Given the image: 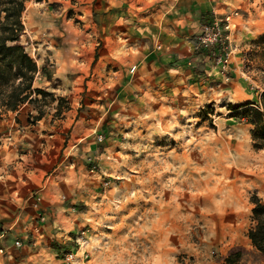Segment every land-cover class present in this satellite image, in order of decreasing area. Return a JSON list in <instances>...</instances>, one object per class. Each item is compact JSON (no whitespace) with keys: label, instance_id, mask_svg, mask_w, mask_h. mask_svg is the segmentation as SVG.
<instances>
[{"label":"rangeland","instance_id":"obj_1","mask_svg":"<svg viewBox=\"0 0 264 264\" xmlns=\"http://www.w3.org/2000/svg\"><path fill=\"white\" fill-rule=\"evenodd\" d=\"M110 1L106 13L95 11L103 0L25 2L21 43L38 68L33 88L46 93L21 109L20 132L34 125L33 134L5 152L35 210L18 239L23 264H222L235 247L244 249L238 264H264L247 238L250 198L264 203V181L242 172L264 148L234 109L259 105L264 91V1L234 5L245 12L224 72L195 39L219 71L197 84L149 79L155 0ZM37 112L43 120L30 123Z\"/></svg>","mask_w":264,"mask_h":264},{"label":"crops","instance_id":"obj_2","mask_svg":"<svg viewBox=\"0 0 264 264\" xmlns=\"http://www.w3.org/2000/svg\"><path fill=\"white\" fill-rule=\"evenodd\" d=\"M119 1L117 3L121 4L122 1L126 3L128 0ZM257 1L260 4L261 0ZM108 2L111 1L108 0ZM106 4L107 0H103L102 9L95 11L106 13L108 7ZM241 4H246L247 9L253 11L256 0H155L150 3V8L147 9L150 12L148 16L150 30L148 31L153 47L145 55V65L149 70H153L149 71V79L155 80L160 77L161 82H166L169 79L175 82H186L191 79L194 81L192 84H197L203 82L201 81L203 79L200 80L202 76L218 73V68L210 63L206 55L202 51L194 49L195 35L199 32L201 23L210 22L214 13H221L233 8L234 5ZM81 7L84 6L79 8ZM198 78L200 81L196 82ZM25 105L12 113L9 111L10 115L0 120V152H2L0 156V264H23L25 248L24 245H17V243L22 244L18 242V239L23 238L21 228L24 221L32 220L35 217L32 205L26 204L22 200V196L18 194L23 191V180L12 182L13 172L7 173L6 170L5 152L7 146L13 144V141L17 142L18 138H23L25 134L32 135L31 131L35 128L32 125L28 131L29 125H27L25 131L20 132L23 125L27 124V114L23 115L21 112ZM27 109L29 108H26V112ZM42 120L43 117L35 124L41 123ZM64 140L65 138L62 145ZM13 184H16L15 189H13ZM43 199L42 197V204H45ZM26 208L27 210L24 212ZM42 210L44 212L46 208L44 207ZM64 211L65 208L62 209L63 213ZM62 216L66 218L64 214ZM64 221L63 224L66 225V220ZM58 223L62 224L61 221ZM58 223L54 222L49 226L43 224L40 228L45 226L41 229L47 231L53 226H58ZM32 225L33 223L30 222L29 226Z\"/></svg>","mask_w":264,"mask_h":264},{"label":"trees","instance_id":"obj_3","mask_svg":"<svg viewBox=\"0 0 264 264\" xmlns=\"http://www.w3.org/2000/svg\"><path fill=\"white\" fill-rule=\"evenodd\" d=\"M27 0H0V116L9 111H16L24 103H30L34 94L46 92L33 88V80L38 71L33 58L25 51L21 43L24 32L22 12ZM264 1V0H263ZM264 7V2H263ZM259 56L264 61V32L256 40ZM243 108L242 115L251 126L250 135L254 147L264 148V91L260 104L247 102L234 109ZM43 114L37 112L34 117L28 116L30 123H35ZM253 226L247 231V238L253 248L264 258V203L253 194L250 198ZM244 249H231L222 264H238Z\"/></svg>","mask_w":264,"mask_h":264},{"label":"built area","instance_id":"obj_4","mask_svg":"<svg viewBox=\"0 0 264 264\" xmlns=\"http://www.w3.org/2000/svg\"><path fill=\"white\" fill-rule=\"evenodd\" d=\"M243 12L245 11L239 8H230L221 13H214L210 22L201 24L200 32L196 35L197 45L212 49L213 55L217 54L216 63L221 72L228 66L231 53L227 50L226 44L230 41V34L237 24L236 20L241 18Z\"/></svg>","mask_w":264,"mask_h":264},{"label":"bare ground","instance_id":"obj_5","mask_svg":"<svg viewBox=\"0 0 264 264\" xmlns=\"http://www.w3.org/2000/svg\"><path fill=\"white\" fill-rule=\"evenodd\" d=\"M245 164L246 165L244 167H246L247 169L243 168L242 172L247 173V175L251 176L252 181H255V183L257 181H261V182L264 181V157H260L259 159L252 161L251 164L250 163H245ZM248 168L251 169L248 170Z\"/></svg>","mask_w":264,"mask_h":264}]
</instances>
